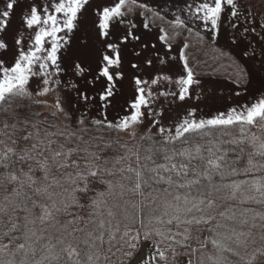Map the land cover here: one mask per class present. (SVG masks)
I'll return each mask as SVG.
<instances>
[{"label": "snow or ice", "instance_id": "1", "mask_svg": "<svg viewBox=\"0 0 264 264\" xmlns=\"http://www.w3.org/2000/svg\"><path fill=\"white\" fill-rule=\"evenodd\" d=\"M243 7L0 0V264H264V212L235 210L264 207V177L234 179L264 172V31ZM185 32L228 40L219 57L237 86L258 80L253 102L165 123L201 84Z\"/></svg>", "mask_w": 264, "mask_h": 264}, {"label": "rangeland", "instance_id": "2", "mask_svg": "<svg viewBox=\"0 0 264 264\" xmlns=\"http://www.w3.org/2000/svg\"><path fill=\"white\" fill-rule=\"evenodd\" d=\"M249 0H243L244 7L241 8V13H245V9H247V12L251 13L249 17L250 26L253 27L252 19L254 20V23L258 26L259 22L261 20H264V6L262 3L258 1H254L252 4H247ZM146 3L152 6L153 8L162 9L164 13H169L170 11L173 13H178L181 8L184 7V0H146ZM241 14V23H243L245 26H249V23L243 22V18L245 19V15ZM248 19V18H247ZM18 23V18L15 21ZM264 31V29H262ZM187 33V32H186ZM203 34V33H202ZM189 38H191V41L189 42ZM196 38V35L193 34L189 36L186 35V40L189 43H192V49L189 54L190 57V66L193 68L194 73L200 77H214V78H227L228 76L232 77L231 72V63H227L223 58L217 57L213 59L212 56V50H209L208 45L211 44L210 41L205 38L204 41H199ZM217 44H223L226 47H222L221 45H217L219 47H222L225 50L227 49L228 40L225 39L223 36L218 40ZM228 77V78H229ZM203 86L192 90L193 98L196 99V96L203 97L206 95H213L214 91L211 85L202 83ZM249 88V94L251 95L249 97L248 103L250 104L253 102V97L259 95L258 89L260 88V84L258 80L251 79L250 83L248 84ZM131 94L130 92L128 93ZM254 94V95H253ZM35 100H41L46 101L47 104L51 105L55 101V94H50L48 96L44 97H38L34 95ZM188 101V100H187ZM193 106V105H192ZM187 107V104H185L183 107L179 106V102H177L176 105L172 106V112L170 113L171 119H168L165 121L166 124H172L175 120H177V117L179 114L184 115V108ZM222 108V107H221ZM222 111L220 108H216L213 111L210 112V114H216L217 112ZM114 115H116L115 112H110L109 118L111 119ZM153 132H155V129H153ZM258 136L261 137V139H264V131L261 133L258 132Z\"/></svg>", "mask_w": 264, "mask_h": 264}, {"label": "crops", "instance_id": "3", "mask_svg": "<svg viewBox=\"0 0 264 264\" xmlns=\"http://www.w3.org/2000/svg\"><path fill=\"white\" fill-rule=\"evenodd\" d=\"M186 35L187 33L185 32L183 36L180 37V39L186 40ZM190 41H191V38H189V42ZM217 45L226 47L223 44H216V45L209 44L208 48L211 47L210 49L212 50L211 57L213 59L219 57V51L221 50L227 51ZM213 48L215 51H213ZM191 49H192V43H190V48L188 50L191 51ZM223 59L228 64L231 63V61H229L227 58H223ZM231 72H232L231 78L229 76H228L229 78L228 77L227 78L200 77L195 74L196 79L200 80L201 84L199 86L194 85L192 90L194 91L195 88L198 89L202 87L203 86L202 83H205V84H209L212 86L214 93L213 95H206V96L200 97L198 100L190 99L186 101L184 105L187 104V107L196 108L198 115L200 116H208V115H213V114H210V112L216 108H220L222 109V111H227L231 107H239L240 105L249 104L248 100L251 95L249 94L248 85L237 86L235 83H233V77L235 74L234 66H231ZM237 93H239V95H237ZM182 116H183L182 114H179L177 119H179Z\"/></svg>", "mask_w": 264, "mask_h": 264}, {"label": "trees", "instance_id": "4", "mask_svg": "<svg viewBox=\"0 0 264 264\" xmlns=\"http://www.w3.org/2000/svg\"><path fill=\"white\" fill-rule=\"evenodd\" d=\"M242 15H244V13ZM243 20L245 21L244 18H243ZM248 22H249V17H248ZM191 54L192 53H190V55ZM32 110L35 111V112L43 113V115L40 117V119H44V117L48 116L49 112L52 111V109L50 107H46L44 105H37ZM4 122H5V117L3 115H0V131L3 130ZM8 123H11V121L9 120ZM252 132H255L256 134H258V132L261 133L262 131L254 128V129H252ZM4 138L5 137L3 135H0V139H4ZM249 151H251V149H249ZM245 166H246V160H245L244 163H242L240 165V167L243 168ZM257 177H264V172H253V173H251V174H249L247 176L240 175V176H236L234 179H236V180H250V179H253V178H257ZM243 190H244L246 195H255L256 194L251 189L250 185L245 186ZM249 207L253 208L255 211L264 212V207H260V206L255 205V204H244V205L235 204V210H236L237 218L238 219L241 218V213H242L243 209L244 208H249ZM221 210H223V209H221ZM252 215H254V212L247 214V218L249 219L250 223L252 222L251 221V216ZM226 223L231 224V226H233V227H237V228L239 227L238 223H236V224H232V222H226ZM256 223H260V221L257 219ZM253 232H254L256 244L258 245L260 243L261 231L259 229H256V230H253ZM225 243H227V244H229V246L235 248V245L233 243H231L230 241H225ZM249 243L251 244V241H249ZM240 251H241V254L243 255L244 254V250L241 249ZM248 251H251V247H249ZM211 254L214 255V256L217 255V253L214 250L211 251ZM222 255L227 258L229 264H232V262H237L238 261V258L235 257V256H232L230 253L225 252ZM238 264H243V262L240 261V262H238Z\"/></svg>", "mask_w": 264, "mask_h": 264}]
</instances>
